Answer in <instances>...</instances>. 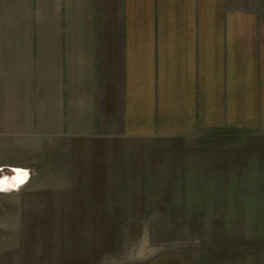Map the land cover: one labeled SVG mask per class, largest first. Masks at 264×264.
I'll list each match as a JSON object with an SVG mask.
<instances>
[{
	"label": "crops",
	"instance_id": "crops-1",
	"mask_svg": "<svg viewBox=\"0 0 264 264\" xmlns=\"http://www.w3.org/2000/svg\"><path fill=\"white\" fill-rule=\"evenodd\" d=\"M224 131L264 136V0H0L10 141L86 174ZM220 249L191 264H244Z\"/></svg>",
	"mask_w": 264,
	"mask_h": 264
},
{
	"label": "rangeland",
	"instance_id": "rangeland-1",
	"mask_svg": "<svg viewBox=\"0 0 264 264\" xmlns=\"http://www.w3.org/2000/svg\"><path fill=\"white\" fill-rule=\"evenodd\" d=\"M25 138L0 134V179L27 171L0 191V264H191L217 248L264 264V136L161 141L86 174Z\"/></svg>",
	"mask_w": 264,
	"mask_h": 264
},
{
	"label": "bare ground",
	"instance_id": "bare-ground-1",
	"mask_svg": "<svg viewBox=\"0 0 264 264\" xmlns=\"http://www.w3.org/2000/svg\"><path fill=\"white\" fill-rule=\"evenodd\" d=\"M18 172H19V175H17V178L15 177V178H10V177H12L13 175H14V170L12 171V175L11 176H9V177H6V178H3V179H0V187L2 186V185H7L8 183H11V184H14V183H19L22 179H23V177H22V175H20V174H23L20 170H18ZM10 178V179H9ZM7 179H9V181L7 182V183H4L3 181H7ZM0 189H2V187L0 188ZM3 190H10L9 188H7V189H3Z\"/></svg>",
	"mask_w": 264,
	"mask_h": 264
}]
</instances>
